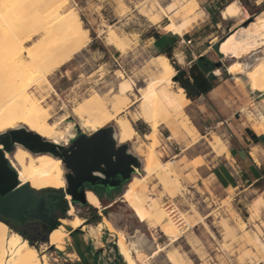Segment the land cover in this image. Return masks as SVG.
I'll return each mask as SVG.
<instances>
[{"label":"rangeland","instance_id":"1","mask_svg":"<svg viewBox=\"0 0 264 264\" xmlns=\"http://www.w3.org/2000/svg\"><path fill=\"white\" fill-rule=\"evenodd\" d=\"M144 1L71 0V5L78 10L84 27L89 30L90 43L77 53L70 63L59 68L54 75L50 76L52 72L48 75L52 87L46 83L42 88L44 96L47 95L46 105L52 108L51 123L57 122L59 128L66 131L65 137L58 138L57 142L70 143L81 133L91 135L96 132L92 126L77 121L72 116L71 110L94 91L105 94L114 88L111 95L115 93L121 80L116 76L118 69L123 70L128 78L133 79L134 91L138 95H140L139 90L145 87L149 80V72L156 71L152 66L149 68L150 60L157 56L164 46L162 43V46L156 47V35L173 34L164 27L173 21L181 23L186 17L187 10L176 0H159L160 4L154 8V11L160 18L153 23L141 8L137 7ZM197 1L199 6L192 7L193 12L189 16L191 24L188 29L179 35L180 38H168L170 46L164 49L167 51L166 55L175 67L176 75L180 69L189 68L190 64L184 55L187 57L190 55L192 59L197 60L199 54H204L205 57L221 63L222 68L219 70L222 76H229L228 67L240 61L242 66L232 73L238 79H234L233 86L230 87L236 91L242 88L243 94L232 91L233 96L223 100V103L211 104V112L217 113H214V116H208V111L204 114L200 113L197 103H190L186 109L188 118L184 120L187 128L183 123L176 122L173 129L163 124L158 130H153L144 120L136 117L133 119V124L140 139L127 143L128 151L138 157L140 162L132 177L146 175L144 165L148 148H153L163 162L175 161L172 167L179 174L181 181L176 193L171 195L166 192L155 177L147 179L148 193L149 196L159 199L160 204H164L165 207L174 203L179 211L192 218L194 226H183L184 233L181 238L171 243L160 227L153 225L149 220L142 221L135 216V211L123 196L129 182L115 189L111 194L102 196L100 207L88 201L85 204L79 201L74 203L72 197H67L71 206L68 213L59 221V226L63 225L67 233L64 248L50 245L44 240V236L29 237V240L40 249L41 256H48L49 264L81 263L71 238L70 229L75 228L62 222V220L68 222L76 216L85 220L77 229L82 230L85 240L92 244L94 253L92 264H117L118 253H121L116 241L121 234L139 264H173L168 257L169 252H176L187 264H264L262 186H233L224 189L213 184L211 178L201 176L198 170V167L209 164L211 158L216 155L230 156L226 146L228 130L224 123L227 115L237 112L236 109L239 108L241 112L240 118L253 124L257 132L264 133V93L251 85L247 75L249 70L264 59V46L241 58H231L221 53L220 44L216 47L217 43L226 39L237 28L249 27L257 21L258 16L264 12V0H250V4H256L259 6V11L262 10L259 14L258 9H250L242 0H237L242 12L235 19L222 18L220 12L214 8L216 0ZM161 7L170 15L169 17ZM208 9L210 11L212 9L213 13ZM241 18L244 20L241 21ZM110 29L122 33V36L134 43V47L124 54L107 44L106 35ZM187 33L191 35V42L184 41ZM35 42L36 39L25 47ZM9 49L8 41L0 37V52H7ZM176 75L173 90L181 86L176 81ZM29 91L40 97L36 89L31 88ZM131 97L134 99V96ZM244 98L247 99V103H244ZM140 101L139 97L125 113L132 116L138 109ZM109 124L115 122L111 121L106 126ZM7 132L9 131L0 132V136ZM147 134L149 137L146 136ZM216 137L223 140L224 148L217 143ZM214 145L222 149L221 154L214 151ZM141 146H144L145 151H141ZM231 169L236 172L234 165ZM64 170L65 173L68 172L65 165ZM203 177L206 179L202 180ZM199 179L202 182L199 183ZM98 190L103 191L101 188ZM104 218L111 222L114 230L109 229ZM159 244L161 248L164 247L155 257L150 258ZM123 260L125 263L119 264L127 263L124 256Z\"/></svg>","mask_w":264,"mask_h":264},{"label":"bare ground","instance_id":"2","mask_svg":"<svg viewBox=\"0 0 264 264\" xmlns=\"http://www.w3.org/2000/svg\"><path fill=\"white\" fill-rule=\"evenodd\" d=\"M176 1L187 10L186 17L181 23L173 21L167 24L164 29L181 35L191 24L189 16L193 12L192 7H198L199 3L197 0ZM120 4L125 7L123 3ZM159 4V0H145L137 7L154 23L160 18L154 11ZM241 8L237 0H234L225 6L222 16L224 19L238 18L242 12ZM164 13L170 16L165 10ZM263 13L249 27H239L224 39L219 46L221 53L231 58H241L262 48ZM118 32L110 29L106 42L125 54L134 47V43ZM0 37L10 44L7 52H0V132L17 130L20 129L18 126L24 125L28 131L44 139L53 142L58 138L63 139L66 131L59 128L57 122L51 123L52 108L46 105L47 95L44 96L42 88L46 83L52 87L48 75L69 62L90 43L89 30L84 27L78 10L71 5V0H0ZM34 39L36 42L33 45L25 47ZM151 66L156 71L149 72V80L146 86L139 90L140 95L134 91L133 79L118 69L116 76L121 80L117 91L112 95L114 88L105 94L94 91L72 108V116L81 124L92 126L96 132L110 127L111 135L118 144L140 139L133 124L136 117L144 120L153 130H158L163 124L173 129L176 122L183 123L187 128L184 120L188 118L186 109L190 99L182 86L173 90L176 69L170 58L166 54H158L150 60L149 68ZM241 66L242 63L234 62L228 69L233 73ZM215 72L220 74L219 69ZM247 75L251 85L264 93V59L249 70ZM31 88L36 89L40 97L31 93ZM131 96H134V99ZM139 97L141 101L136 112L132 116L125 113ZM111 121L115 124L106 126ZM146 136L149 137L148 134ZM216 141L222 148L225 147L222 139L216 137ZM19 146L14 158L20 166L22 182L29 183L38 190L67 186L64 164L59 157L50 153L39 156L22 145ZM140 149L145 151L144 146ZM146 151V175L132 177L124 191V199L133 208L136 217L142 221H151L163 230L171 243H175L184 233L183 226H194L192 218L185 216L174 203L167 207L161 205L159 199L149 196L147 188V179L155 177L166 192L174 195L181 182L179 174L172 167L175 161L163 162L153 148ZM214 151L217 154L222 153L218 145H214ZM97 195L89 189L86 199L88 203L100 207L101 202ZM70 197L71 195H68V198ZM171 206L174 207L171 209ZM62 222L77 229L85 220L76 216L68 222ZM106 223L110 230H114L110 221L107 220ZM11 226L0 218V264H49L48 256H41L37 245L21 232L12 230ZM66 236L65 227L60 225L50 232L48 243L63 249L67 242ZM116 245L127 264H139L122 234L118 237ZM162 248L159 244L150 258L155 257ZM168 257L173 264H187L176 252H169Z\"/></svg>","mask_w":264,"mask_h":264},{"label":"water","instance_id":"3","mask_svg":"<svg viewBox=\"0 0 264 264\" xmlns=\"http://www.w3.org/2000/svg\"><path fill=\"white\" fill-rule=\"evenodd\" d=\"M10 133L11 140L10 137H1L8 149L13 142L35 154L46 152L62 160L66 169L70 171L68 174L65 173L67 187L64 192L71 195L73 202L85 204L87 190L99 185L121 187L130 181L136 167L140 166L138 157L128 151V145L118 144L112 137L110 127L91 135L81 133L69 147L60 145L61 151L56 150L55 142L44 139L26 128L11 130ZM117 176L120 178H114ZM112 179L117 180L113 182ZM17 185V178L9 179L6 190L9 194L2 202L5 213L17 220H23V212L45 220L48 209L45 199L36 198L28 183L15 189ZM58 226L59 221H51V227L44 240L48 241L50 232Z\"/></svg>","mask_w":264,"mask_h":264},{"label":"crops","instance_id":"4","mask_svg":"<svg viewBox=\"0 0 264 264\" xmlns=\"http://www.w3.org/2000/svg\"><path fill=\"white\" fill-rule=\"evenodd\" d=\"M214 5V8L218 9L222 16V8H224L227 3H224L222 0H216ZM219 6H221V9ZM186 40L187 39L184 41ZM199 56L202 57L204 54H199ZM184 57L188 59L190 68L195 59L191 60L190 55L188 57L184 55ZM71 61L72 60L66 64ZM58 69L54 70L50 76L54 75ZM214 74L217 76L218 80L211 91L207 94H201L195 100L189 98L191 104L197 103V109L200 113L204 114L208 111V116H214V113L217 114L216 112H211V104L217 105L223 103V100H227L233 96L231 93L232 91L240 94H243L244 91L241 87V89L238 88L237 91L231 89L230 86H233V80L238 79V77L233 76L230 71L229 76H222V74H216V72H214ZM244 103H247V99L245 98ZM236 110L237 112H233L232 115H227L228 117H226L227 119H225L224 123L228 130V145L226 146L230 152V156H227V154L222 156L216 155L211 158L209 164L198 167L201 176L211 178L213 184L219 185L224 189L233 186H258L264 179V140L262 139L264 133L257 132L253 124L250 122L248 123L244 118H240L241 112L239 108ZM219 122L223 123V121ZM232 165H234L236 172L232 171ZM204 177L201 179H206ZM200 182L202 181L199 179V183ZM261 186L264 190V185Z\"/></svg>","mask_w":264,"mask_h":264},{"label":"flooded vegetation","instance_id":"5","mask_svg":"<svg viewBox=\"0 0 264 264\" xmlns=\"http://www.w3.org/2000/svg\"><path fill=\"white\" fill-rule=\"evenodd\" d=\"M1 137H10L11 140L12 135L9 131L0 136V218L8 222L10 226L12 225L11 226L12 229L21 232L24 236L28 238L29 237L31 238V235H35L38 237L46 236L51 227V221L54 222L60 221L61 220L60 218L68 213V210L71 206V202H69L67 198L68 195L62 189L46 188L43 190H35L28 183L29 187L31 188L32 194L36 198L45 199L48 208L46 211V219L42 220L40 218H34L24 212L22 213L23 220H17L15 218L8 216L4 211L5 207L2 205V202L9 194V192L6 191L9 179L17 178L18 185L15 187V189H18L26 182L21 181L20 166L14 158L15 152L20 146L12 142L10 149H8L4 141L1 140ZM72 141L66 144H61L56 141L55 142L57 144L56 150L61 151V149L59 148L60 145L69 147L72 144ZM37 154L40 156L46 154V152H38ZM68 173H70L69 170L67 174ZM114 178H120V177L117 176ZM116 180L117 179H114L113 182H115ZM96 188L98 189L101 188L103 190L101 191L102 193L100 192L99 196L97 195L101 200L102 196H107L111 194V192H113L115 189H118L120 187H111V186L104 187L102 185H99ZM88 192L89 190H87L86 192V197Z\"/></svg>","mask_w":264,"mask_h":264},{"label":"trees","instance_id":"6","mask_svg":"<svg viewBox=\"0 0 264 264\" xmlns=\"http://www.w3.org/2000/svg\"><path fill=\"white\" fill-rule=\"evenodd\" d=\"M222 1L224 3H227L228 5L230 2H233L234 0H222ZM242 1L246 7L250 9H258L257 10L258 14L262 11V10L259 11V6H257L256 4H250V0H242ZM219 8L221 9V6H219ZM208 11L213 13L212 9L211 11L208 9ZM168 38L177 39V38H180V36L177 34H174V35L169 34V36L156 35V42H155L156 47L162 46L161 45L162 43L164 44L159 54H167V51L164 49L167 46H170ZM184 38L187 40H191V35L187 33L185 34ZM220 42L216 44V47L219 46ZM237 62H240V61H237ZM218 63L219 62H215L205 56H202V57H199L197 60H194L190 68H188L187 70L180 69L178 71V74L175 77L176 81H178L180 85L186 90V94L188 98L195 100L201 94H207L209 91H211L215 87L218 79H217V76H215L214 72L217 69L222 68V64L218 65ZM262 139L264 140V137ZM260 185H264V179L262 180ZM90 189L93 190L96 194H98V196L100 195L98 188H90ZM97 219L99 218H96V220ZM70 231H71V238L73 239V243L75 246V250L78 253L79 257L81 258L80 264H92L93 261L91 262V259L94 258L92 244L85 240L82 230L70 229ZM121 262L125 263L123 260V256L118 253L117 264Z\"/></svg>","mask_w":264,"mask_h":264},{"label":"built area","instance_id":"7","mask_svg":"<svg viewBox=\"0 0 264 264\" xmlns=\"http://www.w3.org/2000/svg\"><path fill=\"white\" fill-rule=\"evenodd\" d=\"M189 42H191V40H188Z\"/></svg>","mask_w":264,"mask_h":264}]
</instances>
